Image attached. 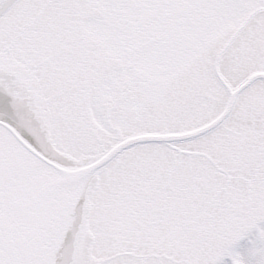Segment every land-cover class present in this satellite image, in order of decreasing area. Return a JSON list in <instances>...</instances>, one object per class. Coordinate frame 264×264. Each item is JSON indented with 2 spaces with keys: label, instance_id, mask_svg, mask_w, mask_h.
<instances>
[{
  "label": "snow or ice",
  "instance_id": "1",
  "mask_svg": "<svg viewBox=\"0 0 264 264\" xmlns=\"http://www.w3.org/2000/svg\"><path fill=\"white\" fill-rule=\"evenodd\" d=\"M0 264H264V0H0Z\"/></svg>",
  "mask_w": 264,
  "mask_h": 264
}]
</instances>
